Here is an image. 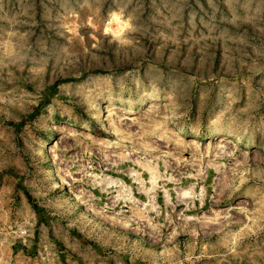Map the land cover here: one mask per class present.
I'll return each mask as SVG.
<instances>
[{
	"label": "rangeland",
	"instance_id": "obj_1",
	"mask_svg": "<svg viewBox=\"0 0 264 264\" xmlns=\"http://www.w3.org/2000/svg\"><path fill=\"white\" fill-rule=\"evenodd\" d=\"M0 264H264V0H0Z\"/></svg>",
	"mask_w": 264,
	"mask_h": 264
},
{
	"label": "bare ground",
	"instance_id": "obj_2",
	"mask_svg": "<svg viewBox=\"0 0 264 264\" xmlns=\"http://www.w3.org/2000/svg\"><path fill=\"white\" fill-rule=\"evenodd\" d=\"M154 103V102H153ZM152 106H153V104H152ZM157 109V108H156ZM115 110V109H114ZM114 110H109L108 111V116L109 117H111V116H113V115H116V112L114 111ZM152 110H154V109H152ZM152 113V112H151ZM159 113V112H158ZM165 113V112H164ZM135 113H134V111L132 110V109H127L126 108V110H125V112L123 113V114H121V115H117V120H119L121 123H124L125 125H127V127H130V128H133V127H135V126H141L142 125V122H141V120H140V116L138 117H136L135 115H134ZM151 115V114H150ZM146 116H148V115H146ZM114 117V116H113ZM143 117V116H142ZM151 117V116H150ZM115 118H116V116H115ZM114 118V119H115ZM107 119V118H106ZM108 120V119H107ZM144 120V119H143ZM149 121V120H148ZM115 123H116V121H115ZM144 123V122H143ZM111 125V124H110ZM113 125V124H112ZM123 125V124H122ZM158 124H156V126H157ZM124 126V125H123ZM144 126V125H143ZM142 126V127H143ZM158 127V126H157ZM129 128V129H130ZM148 128V127H147ZM162 128V127H161ZM140 129V128H139ZM144 129H145V127H144ZM143 129V130H144ZM150 129V128H149ZM114 130V129H113ZM142 130V131H143ZM158 130H159V128H158ZM139 131V130H138ZM138 131H136V132H138ZM150 131V130H149ZM116 132V131H115ZM140 132H141V130H140ZM151 133H153V130L152 131H150ZM154 132H156V131H154ZM162 132V131H161ZM163 133V132H162ZM133 134V133H132ZM141 134V133H140ZM149 134V133H148ZM157 134V133H156ZM160 134V133H159ZM152 135V134H151ZM158 135V134H157ZM119 136H121V135H119ZM149 136V135H148ZM164 135H161L160 137H156V139H154V140H152V142L151 143H153V141H154V143L153 144H157L158 145V143L159 142H162L164 139L162 138ZM131 137V136H130ZM129 137V138H130ZM134 137V136H133ZM121 138H122V136H121ZM128 138V137H127ZM128 138V139H129ZM135 138V137H134ZM147 138V137H146ZM146 138H144V139H146ZM153 138V137H152ZM151 138V139H152ZM132 139V138H131ZM130 139V140H131ZM168 139V138H167ZM120 140V139H119ZM124 140V139H123ZM133 140V139H132ZM136 140H138L137 138H136ZM142 140V139H141ZM149 140V139H148ZM147 140V141H148ZM166 140V139H165ZM164 140V143L167 141H165ZM106 141V144H108V146H106V147H108V148H111V147H114V148H121L122 147V144L123 143H121L120 141H115L114 142V140H113V142H111V140L109 141V140H105ZM145 141V140H144ZM149 141H151V140H149ZM148 141V142H149ZM135 142V141H134ZM142 142H143V140H142ZM168 142H169V140H168ZM140 143V141H138L137 142V144H139ZM134 144H136V143H134ZM161 144V143H160ZM173 144V143H172ZM101 145H104V144H102L101 143ZM162 145V144H161ZM169 145V144H168ZM176 145V144H175ZM234 145V144H233ZM134 146V145H133ZM132 146V147H133ZM159 146V145H158ZM232 146V141L230 140V139H225V138H221L220 140H219V142H218V145L216 146V150H217V152H216V155H221L222 156V154H224V153H226L227 154V152L230 150V147ZM105 147V148H106ZM161 147V146H160ZM173 147V146H172ZM154 148V145H151V144H148V143H145V144H140V146H134V148L131 150V151H128L127 152V150H126V153H123V151L121 150V152H118V153H111V154H108L107 156H109V155H111V162L110 161H108V162H110L111 164H115V163H117L116 161L117 160H121L122 159V157H124L125 159H127V160H129V161H131V162H134V164H137V165H139L140 167H141V169L143 170V171H145L148 175H149V182L152 184V185H154V184H156V182L157 181H163L164 182V179H163V176H161V175H159L158 173H157V170H156V168L157 167H155V160L158 158H160V159H165V160H167L168 162L169 161H172L173 159H172V152H171V149L169 148V147H166L165 149L166 150H164L163 152H162V154L161 155H155L154 153H153V151H152V149ZM117 150V149H116ZM115 150V151H116ZM156 150V149H155ZM114 151V150H113ZM118 151V150H117ZM120 151V150H119ZM142 151H144L145 153H147V152H149V154L148 155H143V152ZM157 151V150H156ZM172 151H173V149H172ZM197 151V150H196ZM103 152H104V150H103ZM108 152V151H107ZM105 153H106V151H105ZM144 153V154H145ZM214 154V153H213ZM106 155V154H105ZM104 156V155H103ZM213 156V155H212ZM105 157V156H104ZM186 157V156H185ZM197 158H198V155H197ZM107 159H108V157H107ZM105 160V159H104ZM124 160V159H123ZM122 160V161H123ZM186 160V159H185ZM187 160L190 162V163H192V164H194V162H196V160H194V158H193V156H190V157H188L187 158ZM229 160V159H228ZM241 160V159H240ZM121 161V162H122ZM125 161V160H124ZM177 161V160H176ZM187 161V162H188ZM105 162V161H104ZM164 162V161H163ZM173 162H174V160H173ZM211 162V161H210ZM234 162V161H233ZM197 163V162H196ZM214 164H216V163H214ZM233 163H231V165H232ZM105 165V164H104ZM170 165V164H169ZM218 165V164H217ZM107 166H108V164H107ZM191 166V165H190ZM197 166V165H196ZM99 167V166H98ZM106 167V166H105ZM192 167V166H191ZM127 172V174H128V177H132L133 179H135V180H140V181H138V183H140V184H142V179L140 178V176H139V173H138V171L136 170V169H134V168H128V170L126 171ZM164 172V171H163ZM92 173V172H91ZM141 174V173H140ZM94 177V176H93ZM98 177H100L99 175H98ZM131 178V179H132ZM175 178V177H174ZM212 178V177H211ZM93 180V179H92ZM166 181V180H165ZM162 182V183H163ZM179 183V182H178ZM111 184V183H110ZM140 184L138 185V186H140ZM143 184H144V182H143ZM109 185V183L108 182H106L105 183V186H108ZM154 186H156V185H154ZM143 187V186H142ZM170 187V186H169ZM110 188V187H109ZM156 188V187H155ZM176 188V187H175ZM141 189V188H140ZM159 189V188H158ZM189 189V188H188ZM103 190V189H102ZM121 191V190H120ZM189 191H191V190H189ZM108 192V191H107ZM151 191H149V192H147L149 195H151L152 193H150ZM178 193V192H177ZM78 194V193H77ZM126 194H128L127 192H126ZM179 196H181V198H187L188 197V194H190L189 192H188V190L187 189H185V188H182V189H180V192H179ZM75 196V195H74ZM78 197H79V195H77ZM84 197V196H83ZM86 198V197H85ZM112 199V198H111ZM124 200V199H123ZM122 202V201H121ZM136 202V201H135ZM113 203V202H112ZM111 203V204H112ZM141 203V202H140ZM141 206V205H140ZM144 207V206H143ZM155 208V207H154ZM150 209V208H149ZM157 210V209H156ZM201 212V211H200ZM222 212V211H221ZM224 213V212H223ZM222 213V214H223ZM221 214V213H220ZM229 214V213H228ZM202 216V215H201ZM205 217V216H204ZM224 218L226 217V215H224L223 216ZM185 218H188V217H185ZM227 218V217H226ZM129 219H131V218H129ZM203 219V218H202ZM221 219H223V218H221ZM221 219H220V221H221ZM138 220V219H137ZM198 220V219H197ZM205 220V219H204ZM227 220V219H226ZM228 221V220H227ZM224 222V221H223ZM220 225V224H219Z\"/></svg>",
	"mask_w": 264,
	"mask_h": 264
},
{
	"label": "clouds",
	"instance_id": "obj_3",
	"mask_svg": "<svg viewBox=\"0 0 264 264\" xmlns=\"http://www.w3.org/2000/svg\"><path fill=\"white\" fill-rule=\"evenodd\" d=\"M212 115L214 116V115H215V113L213 112V113H212Z\"/></svg>",
	"mask_w": 264,
	"mask_h": 264
}]
</instances>
